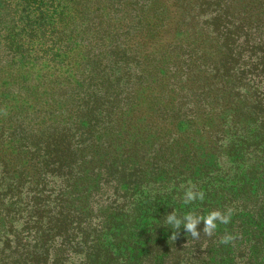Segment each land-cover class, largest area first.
Here are the masks:
<instances>
[{
	"label": "trees",
	"instance_id": "1",
	"mask_svg": "<svg viewBox=\"0 0 264 264\" xmlns=\"http://www.w3.org/2000/svg\"><path fill=\"white\" fill-rule=\"evenodd\" d=\"M0 53V264H264V0H0Z\"/></svg>",
	"mask_w": 264,
	"mask_h": 264
},
{
	"label": "clouds",
	"instance_id": "2",
	"mask_svg": "<svg viewBox=\"0 0 264 264\" xmlns=\"http://www.w3.org/2000/svg\"><path fill=\"white\" fill-rule=\"evenodd\" d=\"M197 199L203 200L204 193L202 191H196L194 186L188 187L184 192V203L189 204ZM233 212L234 209L232 208H227L223 211L215 209L206 215H197L194 212H188L185 213L183 217H179L175 211H172L166 215L165 222L175 229L171 236L172 239H176L182 224L188 234H190L194 239H199L201 231L199 230L198 225L203 223V233L208 237H212L220 224L227 225L231 222ZM238 238L239 237L237 235L226 232L220 238V243L234 244Z\"/></svg>",
	"mask_w": 264,
	"mask_h": 264
},
{
	"label": "rangeland",
	"instance_id": "3",
	"mask_svg": "<svg viewBox=\"0 0 264 264\" xmlns=\"http://www.w3.org/2000/svg\"><path fill=\"white\" fill-rule=\"evenodd\" d=\"M3 55H4L3 53H0V56L2 57V59L4 58Z\"/></svg>",
	"mask_w": 264,
	"mask_h": 264
}]
</instances>
